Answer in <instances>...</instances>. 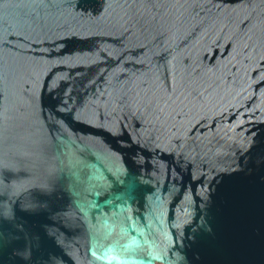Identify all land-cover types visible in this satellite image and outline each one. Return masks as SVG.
<instances>
[{"label":"water","instance_id":"1","mask_svg":"<svg viewBox=\"0 0 264 264\" xmlns=\"http://www.w3.org/2000/svg\"><path fill=\"white\" fill-rule=\"evenodd\" d=\"M264 264V0H0V264Z\"/></svg>","mask_w":264,"mask_h":264},{"label":"rangeland","instance_id":"2","mask_svg":"<svg viewBox=\"0 0 264 264\" xmlns=\"http://www.w3.org/2000/svg\"><path fill=\"white\" fill-rule=\"evenodd\" d=\"M157 264H162V263H157Z\"/></svg>","mask_w":264,"mask_h":264}]
</instances>
